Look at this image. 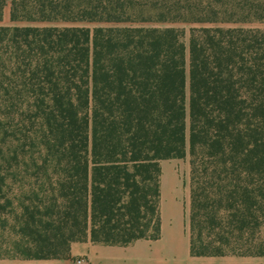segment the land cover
<instances>
[{
	"label": "trees",
	"instance_id": "obj_1",
	"mask_svg": "<svg viewBox=\"0 0 264 264\" xmlns=\"http://www.w3.org/2000/svg\"><path fill=\"white\" fill-rule=\"evenodd\" d=\"M9 19L0 261L160 238L171 159L190 255L264 258V0H11Z\"/></svg>",
	"mask_w": 264,
	"mask_h": 264
},
{
	"label": "crops",
	"instance_id": "obj_2",
	"mask_svg": "<svg viewBox=\"0 0 264 264\" xmlns=\"http://www.w3.org/2000/svg\"><path fill=\"white\" fill-rule=\"evenodd\" d=\"M175 166L169 160L161 163L160 238L137 240L129 246L73 242L71 258L83 259L84 264H209L218 259L190 255L189 172L179 175ZM50 263L74 264L72 260Z\"/></svg>",
	"mask_w": 264,
	"mask_h": 264
},
{
	"label": "rangeland",
	"instance_id": "obj_3",
	"mask_svg": "<svg viewBox=\"0 0 264 264\" xmlns=\"http://www.w3.org/2000/svg\"><path fill=\"white\" fill-rule=\"evenodd\" d=\"M10 2L8 0L7 6L3 12V19L0 22V26L3 25H11L9 19V10H10ZM170 163H176L175 171L179 175H185L186 172H189V164L188 159H171L169 160ZM33 262H26V261H9V260H1L0 264H28ZM213 263H227V264H261L264 263V258H238V257H222L216 260H211L209 264Z\"/></svg>",
	"mask_w": 264,
	"mask_h": 264
},
{
	"label": "built area",
	"instance_id": "obj_4",
	"mask_svg": "<svg viewBox=\"0 0 264 264\" xmlns=\"http://www.w3.org/2000/svg\"><path fill=\"white\" fill-rule=\"evenodd\" d=\"M74 264H84L83 259H77Z\"/></svg>",
	"mask_w": 264,
	"mask_h": 264
}]
</instances>
